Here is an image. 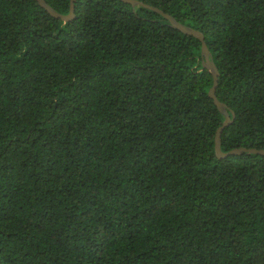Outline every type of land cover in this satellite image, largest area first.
I'll list each match as a JSON object with an SVG mask.
<instances>
[{
  "label": "trees",
  "instance_id": "trees-1",
  "mask_svg": "<svg viewBox=\"0 0 264 264\" xmlns=\"http://www.w3.org/2000/svg\"><path fill=\"white\" fill-rule=\"evenodd\" d=\"M139 1L205 35L222 151L264 149V0ZM213 85L154 10L0 0V264H264V156L217 158Z\"/></svg>",
  "mask_w": 264,
  "mask_h": 264
},
{
  "label": "water",
  "instance_id": "water-1",
  "mask_svg": "<svg viewBox=\"0 0 264 264\" xmlns=\"http://www.w3.org/2000/svg\"><path fill=\"white\" fill-rule=\"evenodd\" d=\"M36 1L39 3V5L43 9H45L46 12H48L51 16L57 19H61L64 22H70L74 20L75 18V4L78 0H71L70 13L68 15H61L53 7H51L45 0H36ZM121 1L126 4L132 5L134 8L144 7V8L154 10L157 13L161 14L165 19H167L170 22L171 26L174 27L175 29L179 30L180 32L186 35L193 36L201 41L203 66L206 70H208L212 74L213 79H214V85L209 92V97L214 101L220 113L225 117V121L222 124V126L218 129L216 133V138H215V152H216L217 158L222 160L230 156L241 155L244 153L264 156V149L239 148V149H234L227 153L222 151V133L228 126H230L233 123L235 116L233 113L232 114L230 113L226 104L219 101L216 95L220 73H219L218 67L216 66L213 60L212 54L207 46V43L205 41V35L202 32L194 28H191L189 26H186L180 23L174 17L164 13L162 10L149 6L139 0H121Z\"/></svg>",
  "mask_w": 264,
  "mask_h": 264
}]
</instances>
